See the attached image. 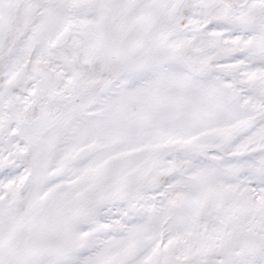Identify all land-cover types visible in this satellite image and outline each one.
<instances>
[{
  "label": "snow or ice",
  "instance_id": "6c2138e0",
  "mask_svg": "<svg viewBox=\"0 0 264 264\" xmlns=\"http://www.w3.org/2000/svg\"><path fill=\"white\" fill-rule=\"evenodd\" d=\"M0 264H264V0H0Z\"/></svg>",
  "mask_w": 264,
  "mask_h": 264
}]
</instances>
